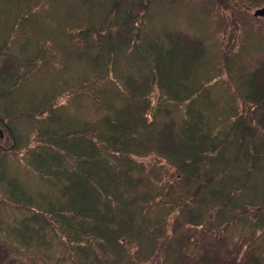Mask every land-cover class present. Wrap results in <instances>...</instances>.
I'll return each mask as SVG.
<instances>
[{"label":"trees","instance_id":"1","mask_svg":"<svg viewBox=\"0 0 264 264\" xmlns=\"http://www.w3.org/2000/svg\"><path fill=\"white\" fill-rule=\"evenodd\" d=\"M263 6L0 0V264H264Z\"/></svg>","mask_w":264,"mask_h":264},{"label":"rangeland","instance_id":"2","mask_svg":"<svg viewBox=\"0 0 264 264\" xmlns=\"http://www.w3.org/2000/svg\"><path fill=\"white\" fill-rule=\"evenodd\" d=\"M227 23V18H223L221 21L219 22H215V26L218 27V24H226ZM224 28V27H221V29ZM214 29V33H218L219 31V28H213ZM214 33H211V41L213 42L214 44ZM225 51L227 52V43H226V49ZM246 80L247 79H244L243 81V86H244V92H247V88H246ZM230 115V114H229ZM30 145H33L32 143H30ZM19 153L21 154V152H23V147H20L19 149ZM11 156H6V157H0V164L2 163H6V164H9L10 163V160H11ZM10 171V170H9ZM9 171H6L5 175L9 172ZM11 172L13 173V177H14V180L13 181H17L18 179L21 181V176H18L16 175V170L15 168L11 169ZM250 209V208H249ZM239 212L243 213L241 210H239ZM250 213H245L243 215L244 218H247V216L249 215ZM253 236H254V243H264V240L262 239L263 236H264V229L261 228V227H258L254 230V233H253Z\"/></svg>","mask_w":264,"mask_h":264},{"label":"water","instance_id":"3","mask_svg":"<svg viewBox=\"0 0 264 264\" xmlns=\"http://www.w3.org/2000/svg\"><path fill=\"white\" fill-rule=\"evenodd\" d=\"M256 16L264 18V8L255 12Z\"/></svg>","mask_w":264,"mask_h":264}]
</instances>
